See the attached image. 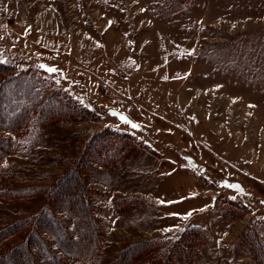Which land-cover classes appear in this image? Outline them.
I'll return each instance as SVG.
<instances>
[{
	"label": "rangeland",
	"instance_id": "obj_1",
	"mask_svg": "<svg viewBox=\"0 0 264 264\" xmlns=\"http://www.w3.org/2000/svg\"><path fill=\"white\" fill-rule=\"evenodd\" d=\"M0 61L89 112L2 154L0 189L33 190L0 194V229L46 208L67 221L47 188L105 131V173L84 175L104 244L82 261L54 244L66 264H114L145 238L163 256L191 230L201 246L177 264H264L248 242L264 252V0H0Z\"/></svg>",
	"mask_w": 264,
	"mask_h": 264
},
{
	"label": "trees",
	"instance_id": "obj_2",
	"mask_svg": "<svg viewBox=\"0 0 264 264\" xmlns=\"http://www.w3.org/2000/svg\"><path fill=\"white\" fill-rule=\"evenodd\" d=\"M77 114L89 115V112L67 93L58 90L46 92L42 80L31 69L19 70L8 62L0 61V159L2 154H10L33 140L48 122L70 120ZM1 130L8 131L10 135L2 134ZM110 138L105 131L95 135L86 143L79 159L47 188L46 205L64 212L67 221L56 219L46 208L34 218L19 219L0 229V243L15 233L20 234L13 244L7 243L0 248V264H38L39 258L45 264H66L54 244L73 260H89L102 250L106 228L93 200V194L99 192L86 185L84 175L86 171L94 175L105 173L100 166L109 163L114 146ZM124 144L116 150L125 149ZM30 190L33 188L7 186L0 189V194L23 196ZM34 190L38 192L41 189ZM42 231L51 237H44ZM257 235L254 234L248 242L250 246L254 245L259 257L264 258L263 245ZM202 241L198 230L185 232L174 242L168 254L162 256L153 252L157 239L145 238L122 249L114 264H153L151 262L155 261H158L156 264H177L176 257L189 262Z\"/></svg>",
	"mask_w": 264,
	"mask_h": 264
},
{
	"label": "snow or ice",
	"instance_id": "obj_3",
	"mask_svg": "<svg viewBox=\"0 0 264 264\" xmlns=\"http://www.w3.org/2000/svg\"><path fill=\"white\" fill-rule=\"evenodd\" d=\"M49 71H55V69H48ZM250 107H253V106H250ZM122 119H124L123 117H122ZM133 127H136V125L135 124H133L132 125ZM191 213H189V215H190Z\"/></svg>",
	"mask_w": 264,
	"mask_h": 264
}]
</instances>
